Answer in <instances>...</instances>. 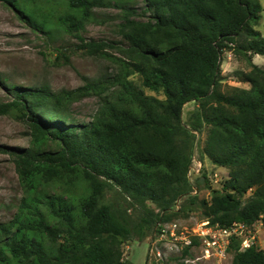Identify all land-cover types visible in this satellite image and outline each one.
<instances>
[{
    "label": "trees",
    "instance_id": "16d2710c",
    "mask_svg": "<svg viewBox=\"0 0 264 264\" xmlns=\"http://www.w3.org/2000/svg\"><path fill=\"white\" fill-rule=\"evenodd\" d=\"M60 1L0 0L38 28L67 34L103 2ZM142 1L146 23L135 19L133 8L125 11L129 44L119 47L121 57L109 53L105 41L78 37L75 49L116 63L115 74L58 93L15 87L13 99L0 103V115L18 112L30 135L26 147L0 145L15 162L22 189L12 217L0 222V264H134L123 259L122 244L155 232L174 202L189 193L194 137L204 127L202 154L229 168V178L211 190L209 201L194 197L191 203L198 201L212 224L264 226V68L252 61L264 55V37L253 27L261 5ZM225 51L251 64L237 76L248 88L221 91ZM133 73L163 98L146 94L129 78ZM89 93L100 97L92 118L79 123L68 118V105ZM190 101L198 106L183 121ZM111 189L124 209L104 200ZM147 200L160 212L148 208ZM137 205L142 213L135 220L126 211ZM229 249L231 264H264V250L255 244L240 249L234 241Z\"/></svg>",
    "mask_w": 264,
    "mask_h": 264
},
{
    "label": "rangeland",
    "instance_id": "374dc122",
    "mask_svg": "<svg viewBox=\"0 0 264 264\" xmlns=\"http://www.w3.org/2000/svg\"><path fill=\"white\" fill-rule=\"evenodd\" d=\"M55 2V0H53ZM65 1L61 0L60 2ZM262 7L260 19L253 27L264 37V0H258ZM144 3L142 0H103L101 5L89 9L88 16L79 18L80 26L71 34L57 31H47L33 25L26 16L21 18L10 6L0 2V103L13 99L11 89L27 87L42 89L48 87L53 93L62 90H72L84 86L88 81L101 79L117 72L116 63L99 56L75 49L84 40H99L111 44L106 50L120 56L119 47L129 44L126 30L123 29V19L127 8H133L138 15L135 19L141 24L147 18L142 16ZM70 12V10H67ZM166 45V44H165ZM167 46V45H166ZM162 48H165L163 45ZM161 48V49H162ZM65 52L67 57L60 54ZM252 61L264 68V55H254ZM221 74L223 76L221 91L231 94L235 88H248L249 84L240 81L237 76L246 74L251 70L247 59L231 51H225L221 56ZM139 85L146 94L163 98L162 94L151 90L141 83L138 73L129 76ZM100 105V97L89 93L68 105V118L75 122L89 121ZM198 106L196 101L187 102L183 106L182 119L187 120L189 113ZM207 127L201 133H195L192 159L187 173L190 191L187 195L179 197L173 204V209L166 213L169 219L161 223H176L178 232L185 234L194 232L199 228L208 229L203 222L209 221L204 215L200 204L191 199L210 200L212 189H220L229 178V168L213 163L202 154L203 143L206 138ZM30 135L27 122L18 115V112L0 115V145L8 147H26L29 145ZM107 202L124 209L126 203L116 189L104 192ZM251 195L247 192L243 201ZM22 196L15 162L6 152L0 151V222L9 220L16 210ZM145 205L154 212H160L157 206L147 200ZM142 207L136 206L128 209L127 215L137 220ZM244 226L243 235L251 234L255 245L264 250V226L260 221L252 225L237 222ZM244 223V224H243ZM159 224L155 232L142 240L134 236L130 241L122 244V257L134 264H231L232 250L226 249L221 257L209 259L200 258L201 248L196 244L187 256L180 255L175 245L169 239H160L158 235ZM240 243L234 238L232 242ZM231 242V243H232ZM230 243V244H231ZM179 248V246H177ZM187 258V261L183 259Z\"/></svg>",
    "mask_w": 264,
    "mask_h": 264
},
{
    "label": "built area",
    "instance_id": "2783aa9c",
    "mask_svg": "<svg viewBox=\"0 0 264 264\" xmlns=\"http://www.w3.org/2000/svg\"><path fill=\"white\" fill-rule=\"evenodd\" d=\"M209 221L203 222V226H207ZM212 224V223H211ZM244 224V223H243ZM208 229L199 228L194 232L185 234L184 231L178 232L176 230V223H159L158 235L160 239H169L180 252V255L187 256L188 252L198 244L201 248L200 258L209 259L211 257H221L226 254V249L229 248L230 243L234 238H239V248L245 249L254 245L251 240V234L247 232L243 235L244 226L233 222L231 225L222 227L218 224H212ZM179 246V248L177 247ZM187 253H183L184 250ZM185 258L183 261H187Z\"/></svg>",
    "mask_w": 264,
    "mask_h": 264
}]
</instances>
